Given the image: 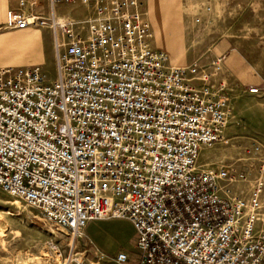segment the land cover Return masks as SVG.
<instances>
[{"label":"built area","instance_id":"obj_1","mask_svg":"<svg viewBox=\"0 0 264 264\" xmlns=\"http://www.w3.org/2000/svg\"><path fill=\"white\" fill-rule=\"evenodd\" d=\"M74 2L91 15L57 19ZM140 5L19 0L7 12V30L50 31L56 71L0 69V189L65 231L63 264H88L76 242L103 220L136 234L135 261L118 252L116 264H264V160L246 199L218 193L224 169L194 170L202 147L228 143L222 59L213 73L170 67Z\"/></svg>","mask_w":264,"mask_h":264},{"label":"rangeland","instance_id":"obj_2","mask_svg":"<svg viewBox=\"0 0 264 264\" xmlns=\"http://www.w3.org/2000/svg\"><path fill=\"white\" fill-rule=\"evenodd\" d=\"M60 5L55 7L57 14L82 16L80 9ZM182 15L184 28L176 22L149 26L151 46L165 52L175 67L197 63L213 73L214 62L222 59V74L212 76L213 85L226 83L230 112L223 132L228 143L202 147L194 170L224 169L228 179L220 183L223 189L218 193L247 198L264 160V0H183ZM48 39L42 36L37 51L43 57L42 74L50 82L56 70ZM63 44L61 39V52ZM250 88L258 94H247ZM86 227L76 251L88 264H116L113 258L118 252L135 261L136 234L128 221H93ZM67 243L65 233L49 225L40 210L0 189V264H63Z\"/></svg>","mask_w":264,"mask_h":264},{"label":"crops","instance_id":"obj_3","mask_svg":"<svg viewBox=\"0 0 264 264\" xmlns=\"http://www.w3.org/2000/svg\"><path fill=\"white\" fill-rule=\"evenodd\" d=\"M18 1L19 0H0V69L25 68L34 66L41 68V64L43 63V57L38 55L37 45L42 39V36H48L49 39L46 44L51 51H54L52 35L48 30H7L5 28L6 14L9 11H15L18 9ZM138 1L141 3L140 7L138 8V11L142 16V19L149 26L154 27V24L158 25V23L167 24L168 22H176L184 28V20L182 15L183 0ZM59 7L61 9L68 10L80 9L82 11L81 17L73 18L59 15L56 13L55 9L56 17L59 20L71 21L74 23H83L91 15V11L89 9L84 8L78 2H74L73 4L69 5L63 4ZM44 11L45 10H43L42 13H44ZM46 12L44 14H46ZM183 35L184 33H182V36ZM12 59H14V61H11ZM232 61H234V57H232ZM169 66L175 67L172 63L169 64ZM227 77L231 78L232 75L227 74ZM232 88H237V85H235V80L232 81Z\"/></svg>","mask_w":264,"mask_h":264},{"label":"bare ground","instance_id":"obj_4","mask_svg":"<svg viewBox=\"0 0 264 264\" xmlns=\"http://www.w3.org/2000/svg\"><path fill=\"white\" fill-rule=\"evenodd\" d=\"M62 233H65V232H63V231H61ZM57 260H58V258H57Z\"/></svg>","mask_w":264,"mask_h":264}]
</instances>
